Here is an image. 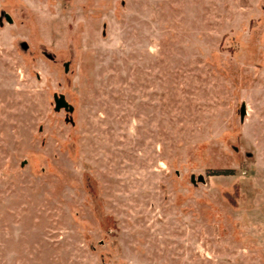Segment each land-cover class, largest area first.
<instances>
[{
	"label": "rangeland",
	"instance_id": "374dc122",
	"mask_svg": "<svg viewBox=\"0 0 264 264\" xmlns=\"http://www.w3.org/2000/svg\"><path fill=\"white\" fill-rule=\"evenodd\" d=\"M0 21V264H264V0Z\"/></svg>",
	"mask_w": 264,
	"mask_h": 264
},
{
	"label": "water",
	"instance_id": "95a60500",
	"mask_svg": "<svg viewBox=\"0 0 264 264\" xmlns=\"http://www.w3.org/2000/svg\"><path fill=\"white\" fill-rule=\"evenodd\" d=\"M5 18L8 22H11L12 18L9 14H5ZM1 23V21H0ZM68 67V62H65V69ZM53 99H54V108L56 110H59L61 108L67 110V111H72L73 106L66 100L65 95L63 93H54L53 94ZM246 113V104L245 101H242L240 104V109H239V114H240V119L243 120V117ZM197 180L199 181H204V178L201 174L197 176ZM191 181L195 182V177L194 175H191Z\"/></svg>",
	"mask_w": 264,
	"mask_h": 264
},
{
	"label": "trees",
	"instance_id": "16d2710c",
	"mask_svg": "<svg viewBox=\"0 0 264 264\" xmlns=\"http://www.w3.org/2000/svg\"><path fill=\"white\" fill-rule=\"evenodd\" d=\"M218 171V170H217ZM217 171H213L212 173H217ZM225 172V171H224Z\"/></svg>",
	"mask_w": 264,
	"mask_h": 264
}]
</instances>
